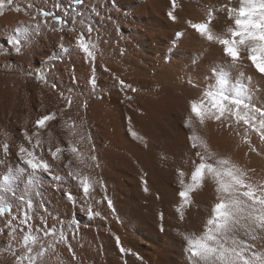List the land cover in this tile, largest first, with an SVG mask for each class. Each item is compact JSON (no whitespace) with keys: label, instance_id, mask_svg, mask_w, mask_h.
<instances>
[{"label":"bare ground","instance_id":"1","mask_svg":"<svg viewBox=\"0 0 264 264\" xmlns=\"http://www.w3.org/2000/svg\"><path fill=\"white\" fill-rule=\"evenodd\" d=\"M32 1L56 11L66 26L58 31L60 25L53 19L39 23V34L33 37L30 31L29 41L23 42L17 54L7 38L15 28L31 22L16 12L0 18V145L5 140L10 145L7 154L0 146V177L26 167L17 155L21 145L29 147L23 130L31 135L37 130L35 121L51 112L57 119L39 130L41 138L50 139L53 150L58 145L67 147L68 133L61 125L74 121L73 140L86 159L81 164L65 153L62 160H53L45 143L37 155L51 164L53 175L64 178L59 190L57 181L46 173L32 184L28 174H22L11 185L15 195L0 188V199L11 205V212L0 217L4 229L0 264H15L25 251L21 241L29 232L38 237L34 253L42 247L49 249L38 264H191L179 233L203 231L216 194L214 184L205 181L201 190L191 194L193 204L180 220L177 170L190 176L192 161L197 159L189 142L192 130L185 127L190 102L216 82L212 70L227 65L225 71L234 80L245 82L253 107L264 109V74L255 69L247 53H242L241 64L232 65L223 46L207 41L188 21H204L210 8L238 7L239 0H177L175 21L168 15L171 0ZM216 17L212 27L223 34L233 21L226 11H217ZM81 32L96 45L94 61L76 48ZM61 44L68 51L61 50ZM39 70L47 80L36 79L48 89L43 97L39 95L43 109L36 112L28 105L26 73L35 76ZM93 73L94 88L90 84ZM228 123L209 120L203 126L196 124V131L212 151L230 156L253 181L264 183V139L243 123L232 127ZM130 127L144 139L134 138ZM69 160L73 168L97 181L93 199L86 201L68 175L65 164ZM66 192L76 197L75 204ZM105 197L112 200L111 206ZM25 211L30 229L20 224ZM13 216L17 217L14 233L5 224ZM121 246L130 251L122 253Z\"/></svg>","mask_w":264,"mask_h":264},{"label":"snow or ice","instance_id":"2","mask_svg":"<svg viewBox=\"0 0 264 264\" xmlns=\"http://www.w3.org/2000/svg\"><path fill=\"white\" fill-rule=\"evenodd\" d=\"M231 2V0H229ZM172 11H169V17L175 21V9L179 6L177 0H171ZM14 0H0V9L11 7ZM32 5L26 7L15 5V11H27ZM227 12V16L233 21L223 34L215 32L212 27L213 21L217 19L216 12ZM36 15L52 19L60 25L59 31H63L66 21L63 17L56 16L54 12L39 9ZM35 19V16L33 17ZM190 27L199 33L209 42H216L223 46L224 53L231 59L232 65L242 63L244 57L242 53H247V59L255 69L264 74V0H239L238 7H230L229 4L223 5L219 9L210 8L207 17L201 22L188 21ZM74 31L75 29H71ZM91 27L88 28L90 32ZM33 37L39 34L40 24L31 26L21 24L15 28L7 38L14 46L13 50L19 54L22 51L23 42L29 41V32ZM179 35H182L179 34ZM61 50L68 51L63 44L59 46ZM76 48L82 51L88 60L96 59V45L88 39L83 32L76 39ZM227 65L212 70L215 77V83L209 85L208 89L199 98L190 102L191 114L185 119V127L191 129L189 142L193 149H196L195 156L198 159L192 161L193 170L190 176L182 169H178V182L181 185L179 193L181 203L177 206V212L181 221L185 219V210L192 206V193L201 190L205 181L210 180L214 184L216 201L212 205L211 214L207 217L203 231L199 234L194 232H180L186 242L185 251L191 264H264V183L253 181L249 172L237 164L230 156H222L212 151L208 142L196 131V124L205 125L209 120H214L221 124L228 123V127L233 124L247 125L255 130L262 139H264V109L255 108L249 100V90L242 80H234L228 71H225ZM38 79L46 80L42 70L38 71ZM95 74L90 79V84L96 86ZM123 84V81L120 82ZM71 106V100L68 101ZM57 119V114L51 112L41 116L35 121L37 129L31 135L27 130H23L25 140L29 147L21 145L17 155L26 167H20L15 174L3 175L0 177V188L15 195L11 185L15 183L22 174H28L30 184L38 181L41 173L48 174L54 181H57V190L61 187L60 181L64 178L53 175L51 164L37 155V152L44 151L45 143L48 144L47 151L51 154L53 160H62L65 153L70 154L73 159L83 164L85 162L84 153L78 147V142L73 140L76 136V125L74 121L65 120L61 127L68 133L65 139L67 147L58 145L51 147V140L44 141L40 136L41 129L49 127V122ZM131 135L137 140H143L135 130L131 129ZM51 136V133H49ZM2 149L4 153L9 152L10 145L7 140L3 141ZM91 159H95L92 157ZM65 167L68 169V175L76 182L82 190L83 198L86 201L93 199L92 193L95 190L97 181L83 172L80 168L72 167V160H69ZM185 177H188L187 181ZM144 190L148 191L147 181H144ZM106 190V186H105ZM66 197L76 203V197L71 192L65 193ZM23 199V197H21ZM107 203L111 206L112 200L105 197ZM103 202V201H100ZM31 206V205H29ZM11 212V205L4 203L0 199V217ZM91 214V208H89ZM161 222L164 220V214H159ZM5 222L6 226L15 232L13 220ZM20 224L30 225V217L25 211L20 219ZM16 227H19L17 225ZM0 228V233L3 232ZM163 231V223H161ZM45 234H48L45 232ZM12 239H15L13 235ZM66 238L61 236V240ZM117 241L119 238L117 237ZM38 243V237L31 232L21 241V247L25 251L17 256L15 264H38L49 251L48 248H41L38 252H33V245ZM54 251V248L52 249ZM122 253L130 250L120 247ZM15 254V253H14ZM135 255V254H134Z\"/></svg>","mask_w":264,"mask_h":264},{"label":"rangeland","instance_id":"3","mask_svg":"<svg viewBox=\"0 0 264 264\" xmlns=\"http://www.w3.org/2000/svg\"><path fill=\"white\" fill-rule=\"evenodd\" d=\"M20 5L21 7H26L27 5H29V4H31L32 5V7L31 8H29V9H27V11H15L14 9H15V5ZM39 9H43V10H45V11H50V12H54L55 13V15L56 16H58L57 15V12L56 11H54V10H49V9H47V8H45V7H42V6H40V5H37L34 1H32V0H14V4L11 6V7H8L7 5H6V7L5 8H3V9H0V18L1 17H4V16H7V15H9L10 13H14V14H25L24 16L26 17L25 19H27L28 21H30L31 22V24H27V26H32V25H34V24H36V23H43V24H45L44 23V20H45V18L44 17H42V16H39V15H36V12H37V10H39ZM16 12V13H15ZM35 16V19H33V17ZM60 17V16H59ZM42 20H41V19ZM49 19H52V18H50V17H48L47 18V21L49 22ZM47 22V23H48ZM56 29H59V28H56ZM70 30V29H69ZM59 31V30H58ZM2 55V53L0 52V56ZM54 60L55 61H58V58H55L54 57ZM41 69V68H40ZM26 75H28L29 76V80H27V86H28V91H29V97H28V105H29V108L31 109V110H34V111H36V112H40V111H42V109H43V105H42V101L39 99V95H41V97H43V93H44V91H45V89H48V85L47 84H44V85H41L40 83H39V81L36 79V77H38V74H36L35 76L34 75H32V74H30V73H26ZM33 77V78H32ZM40 80V79H39ZM47 80V79H46ZM40 81H42V80H40ZM29 83V84H28ZM37 85H38V87H37ZM32 86V87H31ZM37 87V88H36ZM55 87V86H54ZM57 87V86H56ZM30 88V89H29ZM123 89V94L125 93L124 91H125V89L124 88H122ZM37 97V98H36ZM131 97V96H130ZM117 112H115V115L117 116V117H121V112H120V110H116ZM94 161H98L97 159H95ZM3 176V175H2ZM1 176V177H2Z\"/></svg>","mask_w":264,"mask_h":264}]
</instances>
